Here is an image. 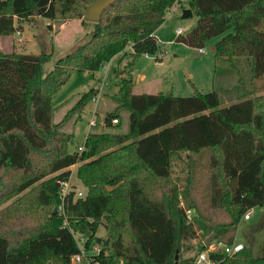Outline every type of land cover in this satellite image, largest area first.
<instances>
[{
	"label": "trees",
	"instance_id": "obj_1",
	"mask_svg": "<svg viewBox=\"0 0 264 264\" xmlns=\"http://www.w3.org/2000/svg\"><path fill=\"white\" fill-rule=\"evenodd\" d=\"M93 1L0 0V38L15 34L16 18L85 21ZM178 1L117 0L94 22L89 39L48 73L44 64L52 53L0 49V264H188L195 256L183 259L181 252L198 229L205 236L219 228L221 238L231 232L232 243L245 213L264 205V93H258L264 89V0H190L197 24L177 36L198 48L219 37L215 55L240 73L248 98L220 107L215 90L136 93L124 76L116 106L91 126L83 152L70 151L75 133L63 127L72 116L82 118L99 89L83 92L53 121L55 94L73 72L95 73L129 45L134 61L161 52L155 31ZM240 58L247 60L249 80L237 67ZM122 111L125 132L97 131L119 122ZM177 162L186 164L181 184L173 180ZM76 163L85 196L75 197L74 188L62 196L61 182ZM35 182L37 191L19 196ZM62 203L65 213H54ZM213 213L229 219L215 224ZM101 224L106 239L96 235ZM75 231L90 232L87 250L93 241L102 245L89 261H72L80 252ZM212 257L216 264H264L248 246Z\"/></svg>",
	"mask_w": 264,
	"mask_h": 264
},
{
	"label": "rangeland",
	"instance_id": "obj_2",
	"mask_svg": "<svg viewBox=\"0 0 264 264\" xmlns=\"http://www.w3.org/2000/svg\"><path fill=\"white\" fill-rule=\"evenodd\" d=\"M190 7V0H180L174 8L167 11L165 21L156 31L158 40L161 43V52L156 54H143L135 61L129 51V45L125 51L121 52L120 57H113L103 68L93 73L88 70L75 71L67 82L62 85L55 94L53 105L55 107L53 121H60L66 111L70 109L78 100L83 92L91 88H98L97 96L86 106L82 113V118L76 121L74 116L70 117L63 129L75 133L74 141L70 144V151H77L79 145L83 144L91 130V120L104 119L105 113L116 106L114 96L118 92L121 77H131L136 84L133 86L134 92L148 93H173L177 96H191L196 90L201 92L217 91L219 93L220 107L229 106L248 98L247 88L241 86L239 75L230 64L223 58L215 55V43L219 37L209 39L204 51L202 48L187 45L178 41L177 30L185 35L197 24V17L193 13L188 18H183V10ZM85 19V18H84ZM17 30L11 37L0 38V49L2 51L16 50L21 53L48 52L52 53L51 59L44 64V71L48 73L55 67L57 60L67 53L72 52L79 45L87 41L94 29V21L83 19H72L68 21L50 20L43 16L34 15L28 19L16 18ZM264 28V20L262 21ZM260 29L264 31V29ZM180 35V34H179ZM116 56V55H115ZM237 67L241 70L242 76L249 80V67L245 58L237 60ZM141 75L145 78L141 79ZM262 85V81L258 82ZM248 87L251 88L248 82ZM258 93H264L260 89ZM128 114L121 112L119 122L113 121V126L100 124L97 131L125 132L127 130ZM101 123V122H100ZM80 163H76L70 169L72 173L69 179V189H83L85 187L77 177V168ZM185 163L177 162L174 166L173 180L181 184L185 176ZM200 183L205 178H200ZM38 186V182L33 183L24 189L19 196L30 193ZM204 208V207H203ZM205 209V208H204ZM192 211V216L194 210ZM251 218L242 219L238 225L234 240L245 246L252 248L257 256H264V205L256 206L251 209ZM213 223L223 222L229 218L222 213L212 214ZM219 228H214L211 233L202 236L201 231L197 230V236L190 241L182 250V258L194 257L204 246V242H210L218 232ZM80 231H75V237L81 242ZM96 235L106 239L108 233L103 224L97 230ZM222 235L228 242L231 232ZM233 240V241H234ZM82 243V242H81ZM229 243V242H228ZM84 246V244L82 243ZM97 247V248H96ZM102 247L99 241H93L91 249L99 250Z\"/></svg>",
	"mask_w": 264,
	"mask_h": 264
},
{
	"label": "built area",
	"instance_id": "obj_3",
	"mask_svg": "<svg viewBox=\"0 0 264 264\" xmlns=\"http://www.w3.org/2000/svg\"><path fill=\"white\" fill-rule=\"evenodd\" d=\"M181 33H182V31L180 29H178L177 34L179 35ZM201 51H204V49L202 48ZM146 55H148V54H146ZM113 121L115 123L118 122V120H116V119H114ZM90 123H91V125H95L96 124L95 119H92ZM84 150H85V143L79 145L77 148V151L80 153L83 152ZM68 182H69V180L61 182V184H62V188H61L62 196H65L70 191ZM84 196H85V192L83 189H81V190L76 189L75 197H84ZM58 210L61 213H65L63 203L58 207ZM188 215L190 217H192L191 210H188ZM250 215H251V210H248L244 215V219L245 220L250 219L251 218ZM65 223H68L67 219H65ZM80 237H81V242L84 244L86 239H87V235L82 234ZM76 240L78 242V245L80 246V252H78L72 256L73 262L78 263V262H81L83 259H87L89 261L91 255L98 254L100 252V249L97 250V249H93V248H92V251L89 252V250H87L77 238H76ZM244 247H245V245L242 243H237L235 241L232 243H228L223 238L217 237L210 242H204L203 250L199 251L195 255L194 259L192 261H190L188 264H216L217 262L212 257V254H223L224 253V254H228V255H233V254L241 251Z\"/></svg>",
	"mask_w": 264,
	"mask_h": 264
},
{
	"label": "water",
	"instance_id": "obj_4",
	"mask_svg": "<svg viewBox=\"0 0 264 264\" xmlns=\"http://www.w3.org/2000/svg\"><path fill=\"white\" fill-rule=\"evenodd\" d=\"M117 0H94L93 2H91L86 10V14L84 16L85 19L87 20H92L94 22H98L101 20L102 18V13L103 11L110 6L111 4L115 3ZM193 15V10L189 7V8H185L183 10V18H188L190 16ZM58 211V208L55 207L54 209V213H56ZM87 235H90V232H87ZM108 244V240H105V246Z\"/></svg>",
	"mask_w": 264,
	"mask_h": 264
},
{
	"label": "crops",
	"instance_id": "obj_5",
	"mask_svg": "<svg viewBox=\"0 0 264 264\" xmlns=\"http://www.w3.org/2000/svg\"><path fill=\"white\" fill-rule=\"evenodd\" d=\"M179 1H180V0H179ZM175 5H176V3H175V4H174V5L171 7V8H174V7H175ZM171 8H170V9H171ZM170 9H169V10H170ZM161 27H162V25H161V26H160V27H159V28H158L156 31H157V32H158V31H160V30H161V29H160ZM156 31H155V35L158 37V35H157V32H156ZM121 54H122V53H119V54H117V55H116V56H114V57H120V55H121ZM123 77H124V76H123ZM120 78H121V74H120V76H119V79H120ZM140 78H141V79H144V78H145V76H144V75H141V77H140ZM133 81H134V80H133ZM135 84H136V82L134 81V85H135ZM134 87H135V86H134ZM137 93H142V92H137ZM234 241H235V240H234Z\"/></svg>",
	"mask_w": 264,
	"mask_h": 264
},
{
	"label": "clouds",
	"instance_id": "obj_6",
	"mask_svg": "<svg viewBox=\"0 0 264 264\" xmlns=\"http://www.w3.org/2000/svg\"><path fill=\"white\" fill-rule=\"evenodd\" d=\"M85 143V142H84Z\"/></svg>",
	"mask_w": 264,
	"mask_h": 264
}]
</instances>
